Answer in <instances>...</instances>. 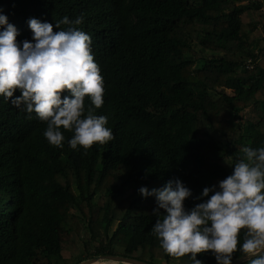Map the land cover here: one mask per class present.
Wrapping results in <instances>:
<instances>
[{
	"label": "trees",
	"instance_id": "16d2710c",
	"mask_svg": "<svg viewBox=\"0 0 264 264\" xmlns=\"http://www.w3.org/2000/svg\"><path fill=\"white\" fill-rule=\"evenodd\" d=\"M261 8L0 0V264H227L262 247L264 50L241 54Z\"/></svg>",
	"mask_w": 264,
	"mask_h": 264
},
{
	"label": "rangeland",
	"instance_id": "374dc122",
	"mask_svg": "<svg viewBox=\"0 0 264 264\" xmlns=\"http://www.w3.org/2000/svg\"><path fill=\"white\" fill-rule=\"evenodd\" d=\"M258 1L260 2L261 6H262V8H261L262 13H264V0H258ZM242 3H246V1H244ZM263 34L264 33L262 32L261 27L258 28L257 30H255L253 32V34L250 35L249 40L246 41L245 43H242L241 54L244 55L247 50L249 51V50H252V49H254L255 51H257V50H264L263 49V43L260 40V38L263 36ZM253 39L258 40L257 43H255V41H253V43H251ZM254 44H255V47H253ZM216 90L219 91V92H221L222 94H226V95H233L234 94L233 91H231L229 89H225L224 87L217 88ZM244 116H245V118L249 119L248 118L249 115L246 114ZM230 122H231V124H234L235 126H238L239 125L238 121L237 120H234V118L230 119ZM76 242H77V245L80 248H82L81 236L80 237H76ZM92 245L93 246H96L97 244L96 243H92ZM64 257L66 258V260H69L70 261V259L68 258L67 255H65ZM71 262H73V261H71ZM95 264H115V263H112L111 261H105V260L98 259ZM159 264H164V262L159 261Z\"/></svg>",
	"mask_w": 264,
	"mask_h": 264
},
{
	"label": "water",
	"instance_id": "95a60500",
	"mask_svg": "<svg viewBox=\"0 0 264 264\" xmlns=\"http://www.w3.org/2000/svg\"><path fill=\"white\" fill-rule=\"evenodd\" d=\"M264 253V245L258 249H256L255 251L248 253L240 258H237L227 264H241L244 263L248 260H251L253 258H256L257 256L261 255ZM105 260V261H111L112 263H122V264H147L144 262H140V261H136V260H132V259H128V258H124L121 256H114V255H104V256H100L97 258H91L88 260H85L84 262H82L81 264H95L97 262V260Z\"/></svg>",
	"mask_w": 264,
	"mask_h": 264
},
{
	"label": "built area",
	"instance_id": "2783aa9c",
	"mask_svg": "<svg viewBox=\"0 0 264 264\" xmlns=\"http://www.w3.org/2000/svg\"><path fill=\"white\" fill-rule=\"evenodd\" d=\"M246 68L247 69H251L252 68V64H251V60L250 59L246 63Z\"/></svg>",
	"mask_w": 264,
	"mask_h": 264
}]
</instances>
